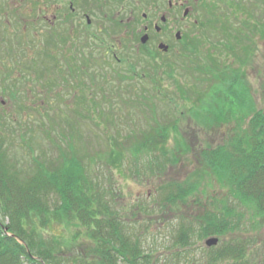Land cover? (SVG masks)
<instances>
[{
    "label": "rangeland",
    "instance_id": "1",
    "mask_svg": "<svg viewBox=\"0 0 264 264\" xmlns=\"http://www.w3.org/2000/svg\"><path fill=\"white\" fill-rule=\"evenodd\" d=\"M17 2L20 6L15 9ZM207 2L208 10L199 15L200 27L190 30V46L185 57L173 61V68L166 72L171 78L166 74L158 76L162 71L156 67L157 71L147 66L137 71V76L145 75V80L136 77L128 82L134 86L135 95L133 102L125 106L116 97L103 99L99 88L104 89L105 85L98 84L96 78L83 80L89 90L80 89L79 82L73 80L66 87L58 78L61 71L63 76L68 74L62 62L66 57L65 48L55 51L49 45L53 42V32L59 40L63 38V27H51L48 21L36 20L38 10L23 6L22 0H0L1 134L9 144L11 160L23 166L30 163L29 153L44 161L58 155L53 144L71 146L72 154L82 161L87 174L98 184L101 200L113 208L126 232L137 237L142 252L150 256L152 264H209L211 248L205 242L210 238L218 239L216 248L221 243L241 242L245 247L242 264H264V222L253 218L250 208L237 207L238 201L228 187L200 159L201 151L222 145L236 133L242 134L255 112L264 114V23L258 32L249 34L252 55L243 57L244 53L231 40L221 44L224 41L221 30L226 26L224 19L236 23L235 19L244 10H251V3L249 0ZM256 11L257 18L263 22L264 3ZM216 14L221 18L219 24ZM46 18L50 20L51 15L46 13ZM136 18L140 22L141 13ZM44 43L50 47L52 60L57 59L62 65L59 70L38 77L33 69L38 62L33 47ZM57 43L62 47L63 43ZM97 61L100 68L91 64L100 72L127 70L125 65L117 66L106 58ZM28 67L32 69L25 73ZM220 72L231 78L239 76L246 95L239 93L237 98L244 107L242 112L237 110L236 115L229 114L219 120L212 114L201 116L195 106L219 87ZM156 78L160 80L155 85ZM51 82L57 86L49 87ZM107 88L106 95L110 94ZM82 90L88 100H93L88 103L93 109L91 114L85 110ZM222 97L220 94L218 98ZM213 107L217 106L213 104ZM156 126L169 129L167 158L158 152L136 155L133 147L137 142L141 144L139 134H149ZM132 135L138 137L134 139ZM113 146L121 151L120 163L116 160L119 152L111 150ZM174 185L193 188V192L182 202L166 203L167 188ZM223 205L239 215L228 217L234 229L220 236L199 239L198 227L204 214L214 213ZM182 226L186 233L190 227L193 229L185 246L178 242ZM51 233L59 240L65 264L84 257L89 259V256L99 261L91 257L94 242L87 238L83 227L63 224L55 226ZM233 263L230 259L218 264ZM118 264L124 263L118 261Z\"/></svg>",
    "mask_w": 264,
    "mask_h": 264
},
{
    "label": "trees",
    "instance_id": "2",
    "mask_svg": "<svg viewBox=\"0 0 264 264\" xmlns=\"http://www.w3.org/2000/svg\"><path fill=\"white\" fill-rule=\"evenodd\" d=\"M250 1L251 10L247 12L244 10V13L235 19L236 23L226 19L221 20L224 25L226 24L222 26L224 41L221 44L231 40L233 46L236 45L239 52L244 53L243 57L252 55L253 42L249 34L258 32L264 23L256 15L257 7L262 6L264 0ZM215 18L219 24L220 16L216 14ZM46 39L48 40V36ZM44 44L33 47L39 62L35 61L37 64L34 65L37 67L33 69L38 77L54 69L59 70V66L62 65L60 61L52 60L50 47ZM233 51L237 52L235 48ZM62 62L68 70L66 74L69 71L72 72L63 76L61 71V75L58 76L66 87H69L73 80L79 82L80 89L86 87L85 89L89 90L88 85L82 84L83 80L93 81L96 78L98 84L105 85L104 89L99 88L103 99L112 97L114 100L116 97L115 99L124 103L125 106L133 102L134 86L128 82L136 77L131 76L127 71L116 72L114 77L107 78L92 67L91 61H83L80 64ZM81 64L87 67V72L81 70ZM29 69L32 68L28 67L25 73ZM80 71L83 72L82 76ZM219 74L221 75L217 76L219 87L195 107L199 108L201 116L212 114L220 120L225 119L229 114L236 115L237 110L241 112L244 110L242 102L237 98L239 93L246 95V88L242 85L239 76L233 75L231 78L223 72ZM166 76L171 78L170 74ZM157 80L155 79V85L160 79ZM52 82L49 87L51 85H53L51 88L56 87L57 84ZM106 86L111 87L107 88L110 91L107 95ZM220 94L223 97L219 99ZM82 95L87 108L85 110L91 114L93 109L88 103L93 100H88L83 90ZM213 104L217 107H213ZM241 116L244 119L245 113H241ZM2 128L3 124L0 123V220L7 222L3 224L0 221V264H65L64 256L59 251V240L51 233V229L63 224H77L83 227L87 238L94 242L95 247L91 257L99 260L96 262L89 256V259L85 257L76 259L72 261L73 264H118V261L124 264H152L149 260L150 256L142 252L137 237L134 238L126 232L113 208L109 203L101 200L98 184H95L96 182L87 174L82 161L72 154L71 146L61 147L53 144L58 155L50 160L39 161L40 158H35L29 153L30 163L27 162L23 166L11 160L9 144L3 140L1 134ZM168 130V128L156 126V129L148 132L149 134L141 132L139 135L142 136L143 141H140L141 144L137 142L133 147L136 155L158 152L166 159ZM176 131L177 129L174 132ZM137 137L132 135L134 139ZM111 150L119 152L116 153V160L119 163L122 162L121 151L116 146H113ZM155 159L158 160L157 157ZM200 159L204 166L212 170L228 187L231 196L238 201L237 207L250 208L252 217L264 222L263 113L255 112L248 119L246 130L242 134L236 133L222 145L201 151ZM167 189L164 200L169 204L182 202L193 192V188L178 185L169 186ZM235 211L223 205L214 213H205L198 227V238L220 236L233 230L235 225L228 217H235L237 215ZM183 227L178 234V242L185 246L189 239L188 233L193 229L188 228L189 232L186 233ZM216 247L211 248L208 254L209 264L223 263L230 259H233V264H242L245 247L241 242L221 243L219 248Z\"/></svg>",
    "mask_w": 264,
    "mask_h": 264
},
{
    "label": "flooded vegetation",
    "instance_id": "3",
    "mask_svg": "<svg viewBox=\"0 0 264 264\" xmlns=\"http://www.w3.org/2000/svg\"><path fill=\"white\" fill-rule=\"evenodd\" d=\"M22 3L38 10L36 20L48 21L51 27H63V38L59 40L53 32L52 42L55 51L64 46L66 57L62 61L78 64L91 61L100 68L97 60L106 58L117 66L125 65L134 77L146 66L160 69L162 73L159 70L158 76L171 70L173 61L185 57L190 46L189 33L200 27L199 15L208 10L207 0H22ZM19 6L17 2L15 9ZM46 13L51 15L50 20ZM139 13L142 19L137 22ZM57 42L63 43L62 47ZM81 70L87 72V67L81 64ZM108 71L101 73L107 78L116 73ZM140 77L145 80V75Z\"/></svg>",
    "mask_w": 264,
    "mask_h": 264
},
{
    "label": "water",
    "instance_id": "4",
    "mask_svg": "<svg viewBox=\"0 0 264 264\" xmlns=\"http://www.w3.org/2000/svg\"><path fill=\"white\" fill-rule=\"evenodd\" d=\"M145 42V37L142 38V43ZM218 243V239L216 238H210L205 242V246L207 248L215 247Z\"/></svg>",
    "mask_w": 264,
    "mask_h": 264
}]
</instances>
